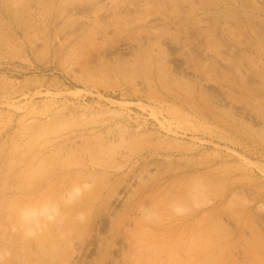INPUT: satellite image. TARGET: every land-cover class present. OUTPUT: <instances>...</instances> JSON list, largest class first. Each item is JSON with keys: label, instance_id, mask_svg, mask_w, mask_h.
Masks as SVG:
<instances>
[{"label": "rangeland", "instance_id": "rangeland-1", "mask_svg": "<svg viewBox=\"0 0 264 264\" xmlns=\"http://www.w3.org/2000/svg\"><path fill=\"white\" fill-rule=\"evenodd\" d=\"M182 216L264 264V0H0V264H159Z\"/></svg>", "mask_w": 264, "mask_h": 264}, {"label": "bare ground", "instance_id": "bare-ground-1", "mask_svg": "<svg viewBox=\"0 0 264 264\" xmlns=\"http://www.w3.org/2000/svg\"><path fill=\"white\" fill-rule=\"evenodd\" d=\"M183 181V180H182ZM181 181V182H182ZM174 184V183H173ZM181 184V183H180ZM184 185V184H183ZM182 185V186H183ZM168 186H170V185H168ZM172 186V185H171ZM180 186V185H179ZM178 186H176V188H177ZM161 189V188H160ZM181 189H182V187H181ZM156 190V189H155ZM172 190H174V189H172ZM178 190H180V189H178ZM153 191V190H152ZM166 191H167V189H166ZM186 191V190H185ZM155 192V191H154ZM153 192V193H154ZM160 191H158L157 192V194L159 193ZM169 193V192H168ZM180 193H182V196H183V194H184V192H180ZM143 194V193H142ZM149 193H147V195H148ZM150 194H151V192H150ZM149 194V195H150ZM163 194V193H162ZM166 194V193H165ZM160 195V197L162 196L161 194H159ZM167 195V194H166ZM176 195H177V193H176ZM176 195H174V196H176ZM190 195V194H189ZM191 195H193L192 193H191ZM144 197H145V195H143ZM152 196H153V198H152ZM169 196V195H168ZM182 196H180V197H182ZM199 196V195H198ZM143 198V197H142ZM149 198H152L151 200H152V202H158V203H160V202H162V204H168V202L170 201V202H173L172 204H174V201H173V198H172V200H170L167 196H163V197H161L160 199H157V196L156 195H151V196H147L143 201L144 202H146ZM188 198L190 199V197L188 196ZM192 198V197H191ZM196 198V197H195ZM140 199V198H139ZM175 199V198H174ZM183 200L184 199V197H182V198H180V199H178V196H177V199H176V201L177 200ZM150 200V199H149ZM185 200V199H184ZM140 201V200H139ZM191 201V200H190ZM193 201V200H192ZM142 202V201H141ZM149 202V201H148ZM137 203H140V202H137ZM150 203V202H149ZM157 203V204H158ZM176 203H178V202H176ZM175 203V204H176ZM181 203H182V201H181ZM183 203H186V202H183ZM145 204V203H144ZM156 204V205H157ZM188 204V203H187ZM187 204L186 205H184L185 207L187 206ZM190 204V203H189ZM140 205H141V203H140ZM143 205V204H142ZM159 205H161V204H159ZM193 205L194 204H192L190 207L191 208H193L194 209V207H193ZM138 206V205H137ZM146 206H148L147 204H146ZM145 206V207H146ZM149 206H150V204H149ZM167 206V205H166ZM173 207H174V205H172ZM144 207V208H145ZM164 207V206H163ZM180 207H182V206H180ZM184 207V208H185ZM141 208V207H140ZM148 208V207H147ZM157 208V207H156ZM165 208V207H164ZM167 208V207H166ZM165 208V209H166ZM177 208V207H176ZM187 208V207H186ZM185 208V209H186ZM191 208H188V209H190L191 210V212H192V210L193 209H191ZM170 209V208H169ZM182 209H183V207H182ZM181 209V210H182ZM196 209V208H195ZM160 210H161V208H160ZM178 210H180V208H178ZM184 210V209H183ZM182 210V211H183ZM162 211H166V210H162ZM187 211V210H186ZM172 212V211H171ZM190 212V213H191ZM202 212V211H201ZM166 213H167V215H168V212L166 211ZM165 213V214H166ZM170 213V212H169ZM197 213H198V209L197 210H193V212L191 213V218H194V217H196V215H197ZM171 214H174V213H171ZM175 215V214H174ZM184 215V214H183ZM187 215V214H186ZM201 216V215H200ZM168 217V216H167ZM173 217V216H172ZM175 217V216H174ZM126 218V217H125ZM180 218V217H179ZM182 218H183V216H182ZM180 219V224H181V226H182V229H181V232L180 233H178L177 235H175V236H172V239H173V241L175 242V247H176V249L174 250L173 248L174 247H170V249H169V252H168V259H161V257H160V259H154L155 260V263L156 262H158L159 261V264H201L202 262H201V260H202V258H203V261H204V258L205 257H203V253H202V251L205 249H203L202 251L199 249V247H198V245H197V242H196V239H195V237H191V238H189L190 237V235L192 234V233H189V232H191V231H189L188 230V226H187V220H188V217H185V218H183V219ZM190 218V219H191ZM201 219V218H200ZM200 219H199V221H200ZM128 220H129V218H128ZM165 220H166V218H165ZM172 220V219H171ZM197 220H198V218H197ZM202 220V219H201ZM133 221V220H132ZM170 221V220H169ZM177 221H179V220H177ZM192 221H194V220H192ZM137 222H139V221H137ZM174 222H176V220L174 221ZM195 222H196V220H195ZM194 222V223H195ZM201 223H202V221H200ZM199 222V223H200ZM123 223V222H122ZM121 223V225H123ZM136 222H134V224H135ZM197 223V222H196ZM195 223V224H196ZM200 223V224H201ZM131 224V223H130ZM129 224V225H130ZM137 224V223H136ZM140 224V223H139ZM169 224V223H168ZM171 224V223H170ZM199 224V225H200ZM125 225V224H124ZM138 225V224H137ZM136 225V226H137ZM197 225V224H196ZM198 225V226H199ZM197 226V227H198ZM141 227V226H140ZM192 227V226H191ZM121 228V227H120ZM123 228V227H122ZM196 228V227H195ZM194 228V229H195ZM136 229V228H135ZM193 229V230H194ZM129 230V229H128ZM124 231H125V228H124ZM171 231V230H170ZM195 231H197V230H195ZM127 232V231H126ZM129 232H133V231H129ZM172 232H173V230H172ZM198 233V232H197ZM201 233H202V230H201ZM190 234V235H189ZM198 234H200V233H198ZM197 234V235H198ZM203 234V233H202ZM171 235H173V234H170L169 236L171 237ZM196 235V236H197ZM204 235V234H203ZM171 239V240H172ZM198 239H199V237H198ZM203 239V238H202ZM201 239V240H202ZM137 240V239H136ZM201 240H199V243H200V241ZM205 240V239H204ZM139 241V240H138ZM208 241H211V240H208ZM135 242V241H134ZM140 243V242H139ZM159 242H157V244H158ZM198 243V244H199ZM211 243V242H210ZM136 244V243H135ZM138 244V243H137ZM143 244V243H142ZM146 244V243H145ZM155 243H153V245H154ZM189 244H192L191 246L189 245ZM139 245V244H138ZM152 245V244H151ZM152 245V246H153ZM168 245H170L169 243H168ZM190 247H189V246ZM213 245V244H212ZM240 245V244H239ZM155 246V245H154ZM154 246H153V248H154ZM156 246H158V245H156ZM156 246H155V248H156ZM166 246H167V244H166ZM188 246V247H187ZM141 247V246H140ZM151 247V246H150ZM205 247V246H204ZM137 248V247H136ZM139 248V247H138ZM152 248V247H151ZM154 248V249H155ZM162 248H165V247H162ZM158 249H160L159 247H158ZM165 249H167V247L165 248ZM142 250V249H141ZM143 250H145V249H143ZM157 250V249H156ZM207 250V249H206ZM147 251V250H146ZM153 251V253L155 252L154 250H152ZM209 252V251H208ZM251 252H252V249H251ZM140 254H142L141 252H139ZM150 253V252H149ZM167 253V252H166ZM246 253V252H245ZM249 253V252H248ZM253 253V252H252ZM147 254H148V252H147ZM158 254H161V253H159L158 252ZM247 254V253H246ZM250 254V253H249ZM165 255V254H164ZM210 255V254H209ZM148 256V255H147ZM165 256H167V254L165 255ZM206 256H208V254L206 255ZM208 258V257H207ZM206 258V260H208ZM248 258V257H247ZM143 259H145V258H143ZM152 260V259H151ZM206 260L204 261V262H206ZM147 261V260H146ZM149 261V260H148ZM147 261V262H148ZM143 262H145L144 260H143ZM154 262V261H153ZM151 263V262H150ZM206 263H208V261L206 262ZM148 264V263H147ZM151 264H154V263H151ZM158 264V263H157ZM209 264V263H208Z\"/></svg>", "mask_w": 264, "mask_h": 264}]
</instances>
